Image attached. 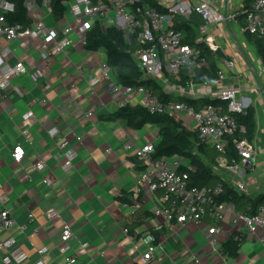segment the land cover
Returning a JSON list of instances; mask_svg holds the SVG:
<instances>
[{
	"label": "crops",
	"instance_id": "obj_1",
	"mask_svg": "<svg viewBox=\"0 0 264 264\" xmlns=\"http://www.w3.org/2000/svg\"><path fill=\"white\" fill-rule=\"evenodd\" d=\"M157 1L168 8L178 3L194 5L200 0ZM203 1L212 9L211 19L224 15L223 20L213 19L206 29L216 50L221 52V57L215 59L222 78L206 85H182L164 71L156 80L166 92L181 97H219L224 90L233 91L244 111L251 108L255 115L252 140L256 147L255 164L238 180L248 177V181H252L254 175L264 181V62L255 39L246 31L244 17L241 18L250 0ZM233 13L237 15L232 18ZM27 14L30 25L42 20L49 27L66 18L64 13L63 18L55 22L49 6L43 3L37 13L27 10ZM175 19L190 22L195 30L203 22L195 11L188 17L175 15ZM71 38L72 43L65 52L51 54L44 61L39 47L44 42L52 52L55 45L51 39L32 37L23 46L21 40L0 37V75L4 63L14 65L22 61L25 68L9 76L11 88L0 90V209H8L15 220L10 234L27 253L20 264L38 261L68 264L59 251L61 229L66 223L72 231L69 245L71 253L76 255L75 264H143L140 259L148 248L144 239L147 232L155 237L153 256L147 264H224L222 249L219 253L211 252L205 223L196 226L189 222L180 226L154 215L161 190L150 193L146 185L138 190L145 165L127 152L123 143L132 138L140 145L155 144L159 139L158 128L146 124L135 129L124 119H107L122 105L139 104L140 96L127 95L122 104V97H113L105 91L99 74L105 51L86 49L82 37L74 33ZM37 69L43 70L46 78L42 76L35 81L33 72ZM45 79L51 86L43 91L40 85ZM70 81L74 84L68 88ZM13 87L22 94L18 95ZM70 96L72 102H68ZM44 97L46 104L41 103ZM90 107L94 108V113L88 117L85 113ZM29 111L31 116L24 119L23 115ZM189 119L181 118L184 124ZM52 125L58 128L55 136L47 131ZM78 134L82 135L80 141L75 140ZM61 138L69 140L76 153L72 167L66 172L60 167L64 161L58 148ZM16 145L24 150L19 161L11 155ZM38 159H43L46 165L41 172L34 166ZM217 159L218 156L214 171L229 183V173L218 165ZM43 177L50 179L51 186L42 183ZM260 192H264V186L248 189L247 184L243 191L252 198ZM49 209L57 213L52 220L46 216ZM232 218L231 214H226L216 234L221 248L237 230ZM21 225L23 229L19 228ZM6 236V232L1 233V237ZM83 243H87L84 248ZM42 248L47 251L40 253ZM5 255L6 250L2 249L0 264H5ZM193 255L199 259L198 263H193ZM229 257L240 264H264V248L256 241L243 239L236 255Z\"/></svg>",
	"mask_w": 264,
	"mask_h": 264
},
{
	"label": "built area",
	"instance_id": "obj_2",
	"mask_svg": "<svg viewBox=\"0 0 264 264\" xmlns=\"http://www.w3.org/2000/svg\"><path fill=\"white\" fill-rule=\"evenodd\" d=\"M43 4L49 6L50 0H43ZM28 11L37 13L40 4L35 0H27L25 2ZM2 14L0 15V37L7 40H21L23 46H26L29 38L40 37L41 39H51L54 42V50L49 52L47 45L43 42L39 47L40 56L43 60H48L51 54L63 53L66 48L71 45V34L74 33L82 37L84 44V36L95 20H98L102 27L115 26L124 32V36L129 43L135 44L133 55L137 59L141 70L150 77L156 79L164 71L169 72L176 79H180L182 71H185L189 78L196 75V70L207 64L206 56L202 54V50L194 45L183 42L184 34L182 31L175 29L173 25L175 15L188 17L192 11L200 14L203 22L197 28L196 42H203L212 51L216 50V44L212 37L206 33L207 25L211 21L223 20L224 15H215L212 17V9L208 2L200 0L198 3L188 6L180 3L168 7V13H161L153 7H150L142 0H71L65 13L68 11L71 15L70 20L67 18L53 27L46 26L42 20H38L30 26L24 27L19 23L9 24L5 20V13L14 9V4L10 1L3 0L1 2ZM113 15H110V13ZM245 19L246 31L264 42V0H250L248 7L242 13ZM237 13H233L230 17H235ZM106 20H103V18ZM78 23V26L75 25ZM91 23V25H90ZM7 52L3 56H6ZM224 64H230L224 61ZM22 61L16 62L14 65L4 63L1 66L0 90L11 88L9 76L24 71ZM219 78H222V71L218 70ZM99 74L103 80V88L109 91L113 97H122V104L126 100L127 95H139L140 104L145 106L149 111L156 113H174L185 114V117L191 119V127L197 130L198 135L209 147L218 152V165L226 169L230 176L229 185L236 188L238 192H243L246 187L244 179L238 180L242 174L251 169L255 164L256 147L253 141L245 137L246 128L243 124L237 122L235 116L231 113H244L243 106L240 101H236L234 92L231 90L222 91V99H229L228 110L223 111L220 107L211 104L194 108L182 101L168 100L161 101L155 94L147 90L143 86L121 85L114 79V71L106 62L99 64ZM45 77L43 70L37 69L33 72V79L36 81L39 77ZM209 80L204 79L201 84H208ZM70 81L68 88L73 86ZM187 82L186 85H192ZM51 84L47 79L40 85L43 91L49 89ZM18 95L22 93L14 88ZM72 96L68 97V102H72ZM42 104L47 103L44 97L41 99ZM94 113V108L90 107L86 110L85 115L90 117ZM29 111L23 115L24 119L31 116ZM48 133L55 136L58 128L54 125L48 127ZM26 133V130L23 131ZM82 135L75 136V140L80 141ZM232 146L238 156V159L227 158L228 148ZM124 149L135 155L145 165V171L138 180V190L147 187V191L154 193L161 190V200L159 205L154 209L155 216H161L167 222L174 221L180 226L192 222L196 226L206 224L207 239L212 253H219L222 249L216 234L221 230V223L226 214L233 216L232 222L237 226L236 236H242V240L256 241L264 248V199L259 203L254 212H245L237 209L233 202L226 200H218L223 192L221 183L194 187L188 184L187 172H179L177 168L182 163L179 157H159L152 156L154 152V144H138L134 139L129 138L123 143ZM58 148L60 156L64 159L61 164L63 172L68 171L72 167V160L75 156V149L71 142L67 139H59ZM15 161H19L24 156V150L20 145H16L11 153ZM35 169L39 172L45 168L43 159L34 162ZM244 177V176H243ZM236 180V181H235ZM238 180V181H237ZM42 183L51 186L48 177L42 178ZM30 218L31 215L29 214ZM48 219L52 220L57 216L53 209L46 212ZM15 225V220L8 209H0V251L6 250L3 257L5 264H20L27 258V253L20 248L14 236L10 234L11 228ZM24 228V225L19 227ZM126 232L127 229L125 228ZM6 232V237H1V233ZM72 231L69 224H64L61 229L62 245L59 248L60 254L63 255L68 264H75L76 255L71 253L69 239ZM144 239L148 246L147 251L143 253L140 261L147 264L153 256V245L155 237L151 232L144 234ZM241 240V241H242ZM87 243H83L82 247H86ZM47 251L42 248L40 253ZM199 259L193 255V263H198ZM35 264H42L41 261ZM224 264H240L230 259L224 253Z\"/></svg>",
	"mask_w": 264,
	"mask_h": 264
},
{
	"label": "trees",
	"instance_id": "obj_3",
	"mask_svg": "<svg viewBox=\"0 0 264 264\" xmlns=\"http://www.w3.org/2000/svg\"><path fill=\"white\" fill-rule=\"evenodd\" d=\"M14 4L12 11L6 12L4 17L9 24L20 23L23 26L30 25V19L27 14L25 2L27 0H5ZM42 4L43 0H35ZM71 0H50L49 8L54 21H59L67 9V4ZM150 7L155 8L161 13H168L169 9L157 0H142ZM244 15L241 14L243 19ZM172 25L175 29L183 31V42L196 46L202 50L206 56L207 64L196 70V75L189 78L185 71H182L180 83L186 85L187 82L200 84L207 79L216 81L218 76V64L215 57H221L220 50L212 51L205 43L196 42L197 31L188 21H178L175 19ZM198 24V23H196ZM255 39L259 54L264 62V42L263 40L248 34ZM84 47L88 50H97L102 48L105 51V60L114 71V79L121 85L143 86L155 94L161 101L175 100L182 101L194 108L211 104L220 107L221 110H228V99L221 97H199L189 98L171 95L166 92L162 85L154 77L145 75L138 65L137 59L133 55L135 44L129 43L124 32L112 25L102 27L98 20H95L92 26L87 30L84 36ZM238 123L243 124L246 128L245 137L252 141L255 132V115L254 111L249 108L242 112H231ZM107 119H124L131 128H142L146 124H153L158 128L159 139L154 144V158L159 157H179L183 162L177 170L187 172L188 184L194 187L212 186L218 183L223 185V192L217 196L218 200L233 202L237 209L247 212H254L257 205L264 199V192L256 194L253 198L243 192H238L235 187L229 185L222 177L215 173V159L219 155L214 149L202 141L197 130L184 124L181 119H176L174 115L168 113H156L149 111L142 104L130 105L125 104L119 109L107 116ZM227 158L238 159L235 149L230 146L227 151ZM236 233L222 244V250L228 256H235L242 236L235 238Z\"/></svg>",
	"mask_w": 264,
	"mask_h": 264
},
{
	"label": "rangeland",
	"instance_id": "obj_4",
	"mask_svg": "<svg viewBox=\"0 0 264 264\" xmlns=\"http://www.w3.org/2000/svg\"><path fill=\"white\" fill-rule=\"evenodd\" d=\"M67 5L69 6V2H68ZM110 15H113V13L111 12ZM66 16H67V18L70 20L71 15H70V13H69L68 11L66 12ZM103 20H106V18L104 17ZM174 117H175L176 119L179 120V119H181L182 117H185V114H182V113H174ZM185 119H186V118H185ZM187 119H188V118H187ZM187 125L191 127V119L188 120ZM216 166H217V162H216ZM251 178H253L252 181L250 180L251 182L248 181V180H249L248 177H246V178L244 179V181H245L246 184H247L248 189H255L256 187L264 186V181H262V179H261L259 176L255 178V176L252 175Z\"/></svg>",
	"mask_w": 264,
	"mask_h": 264
},
{
	"label": "bare ground",
	"instance_id": "obj_5",
	"mask_svg": "<svg viewBox=\"0 0 264 264\" xmlns=\"http://www.w3.org/2000/svg\"><path fill=\"white\" fill-rule=\"evenodd\" d=\"M25 236V235H24Z\"/></svg>",
	"mask_w": 264,
	"mask_h": 264
}]
</instances>
